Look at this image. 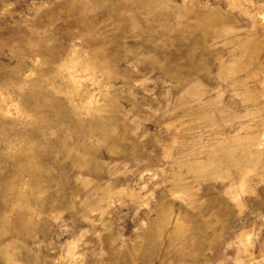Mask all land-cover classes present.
<instances>
[{
    "label": "rangeland",
    "instance_id": "rangeland-1",
    "mask_svg": "<svg viewBox=\"0 0 264 264\" xmlns=\"http://www.w3.org/2000/svg\"><path fill=\"white\" fill-rule=\"evenodd\" d=\"M0 264H264V0H0Z\"/></svg>",
    "mask_w": 264,
    "mask_h": 264
}]
</instances>
